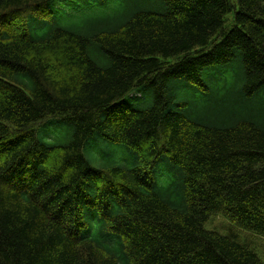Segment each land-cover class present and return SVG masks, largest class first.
<instances>
[{"label":"trees","instance_id":"obj_1","mask_svg":"<svg viewBox=\"0 0 264 264\" xmlns=\"http://www.w3.org/2000/svg\"><path fill=\"white\" fill-rule=\"evenodd\" d=\"M213 214L264 237V0H0V264H264Z\"/></svg>","mask_w":264,"mask_h":264},{"label":"rangeland","instance_id":"obj_2","mask_svg":"<svg viewBox=\"0 0 264 264\" xmlns=\"http://www.w3.org/2000/svg\"><path fill=\"white\" fill-rule=\"evenodd\" d=\"M232 17H233V12H231L227 15V25H230V22L232 21ZM65 133H66V131H65L64 127L63 128L57 127L55 129V134L60 139H62L64 137ZM94 149L99 151L98 152V154L100 156L99 161L102 162V160H105V157H104L100 147L95 146ZM205 228L219 232L223 235L234 237L241 244H244L245 246L249 247L254 252H256V254L264 262V237L254 233V232L246 231V230L238 227L235 223L231 222L223 214L211 215V217L208 219V221L205 222Z\"/></svg>","mask_w":264,"mask_h":264}]
</instances>
